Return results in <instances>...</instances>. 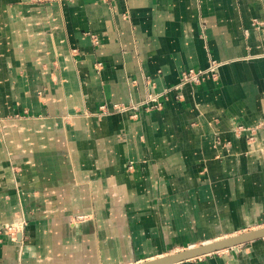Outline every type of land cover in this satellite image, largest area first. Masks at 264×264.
Instances as JSON below:
<instances>
[{
    "label": "crops",
    "instance_id": "1",
    "mask_svg": "<svg viewBox=\"0 0 264 264\" xmlns=\"http://www.w3.org/2000/svg\"><path fill=\"white\" fill-rule=\"evenodd\" d=\"M263 227L264 0H0V264H140ZM178 264H264V238Z\"/></svg>",
    "mask_w": 264,
    "mask_h": 264
},
{
    "label": "water",
    "instance_id": "2",
    "mask_svg": "<svg viewBox=\"0 0 264 264\" xmlns=\"http://www.w3.org/2000/svg\"><path fill=\"white\" fill-rule=\"evenodd\" d=\"M264 238V227L140 264H178Z\"/></svg>",
    "mask_w": 264,
    "mask_h": 264
},
{
    "label": "built area",
    "instance_id": "3",
    "mask_svg": "<svg viewBox=\"0 0 264 264\" xmlns=\"http://www.w3.org/2000/svg\"><path fill=\"white\" fill-rule=\"evenodd\" d=\"M220 67L219 63H212L210 65V67L206 70H187L185 72L182 73L181 75V81H180V86H185L187 84H193V85H199L201 83H203L205 80H207L208 78H215L218 72V69ZM157 96H151L146 102H144L143 104H141V106H147L149 109H156V108H160V104L157 103L158 102ZM137 107V106H136ZM136 107H134V109H136ZM105 109V108H102ZM119 110H126L129 108H118ZM24 222L21 223L20 225H16V226H9L6 228L7 231H9L11 233V236L13 237L14 241H18L17 240V233L21 232L24 228Z\"/></svg>",
    "mask_w": 264,
    "mask_h": 264
},
{
    "label": "bare ground",
    "instance_id": "4",
    "mask_svg": "<svg viewBox=\"0 0 264 264\" xmlns=\"http://www.w3.org/2000/svg\"><path fill=\"white\" fill-rule=\"evenodd\" d=\"M210 243V242H209ZM197 247V246H196ZM191 248H195V246L194 247H191Z\"/></svg>",
    "mask_w": 264,
    "mask_h": 264
},
{
    "label": "rangeland",
    "instance_id": "5",
    "mask_svg": "<svg viewBox=\"0 0 264 264\" xmlns=\"http://www.w3.org/2000/svg\"><path fill=\"white\" fill-rule=\"evenodd\" d=\"M229 250V249H228ZM225 251V250H224ZM220 252H222V251H220ZM218 253V252H217Z\"/></svg>",
    "mask_w": 264,
    "mask_h": 264
}]
</instances>
